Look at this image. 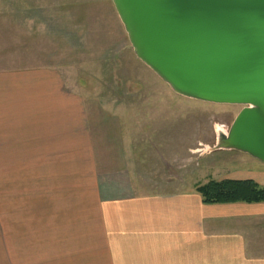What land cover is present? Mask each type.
<instances>
[{"label": "crops", "instance_id": "crops-1", "mask_svg": "<svg viewBox=\"0 0 264 264\" xmlns=\"http://www.w3.org/2000/svg\"><path fill=\"white\" fill-rule=\"evenodd\" d=\"M27 64L0 53V264H264V203L207 205L205 183L160 177L144 194L155 171L136 164L170 108L144 133L141 111L99 119L61 73ZM226 179L264 186V172Z\"/></svg>", "mask_w": 264, "mask_h": 264}, {"label": "rangeland", "instance_id": "rangeland-1", "mask_svg": "<svg viewBox=\"0 0 264 264\" xmlns=\"http://www.w3.org/2000/svg\"><path fill=\"white\" fill-rule=\"evenodd\" d=\"M0 53L14 57L18 65L28 67L30 60L31 67L57 70L65 88L81 95L90 114L95 111L99 119L104 110L110 112L106 116L118 117L125 114L120 110L129 116L138 110L147 117L145 133L151 108H170L168 125L155 130L154 139L161 144H152L154 131L150 132L136 164L155 171L141 172L145 195L161 192L148 184L157 177L181 190L227 173L264 172V164L246 154L211 151L243 106L205 103L174 93L136 57L112 0H0ZM163 152L176 159H157ZM162 169L170 172H157Z\"/></svg>", "mask_w": 264, "mask_h": 264}, {"label": "water", "instance_id": "water-1", "mask_svg": "<svg viewBox=\"0 0 264 264\" xmlns=\"http://www.w3.org/2000/svg\"><path fill=\"white\" fill-rule=\"evenodd\" d=\"M136 57L171 90L243 106L216 151L264 164V0H112Z\"/></svg>", "mask_w": 264, "mask_h": 264}, {"label": "trees", "instance_id": "trees-1", "mask_svg": "<svg viewBox=\"0 0 264 264\" xmlns=\"http://www.w3.org/2000/svg\"><path fill=\"white\" fill-rule=\"evenodd\" d=\"M197 192L207 205L264 203V186L253 180H211L199 186Z\"/></svg>", "mask_w": 264, "mask_h": 264}]
</instances>
